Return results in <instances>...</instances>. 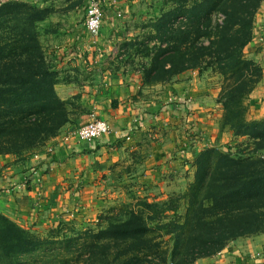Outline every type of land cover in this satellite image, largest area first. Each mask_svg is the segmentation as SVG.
Returning a JSON list of instances; mask_svg holds the SVG:
<instances>
[{
  "label": "trees",
  "instance_id": "1",
  "mask_svg": "<svg viewBox=\"0 0 264 264\" xmlns=\"http://www.w3.org/2000/svg\"><path fill=\"white\" fill-rule=\"evenodd\" d=\"M14 1L0 2V154L34 149L39 137L41 142L53 136L67 122L64 104L53 89L55 73L36 40L40 12ZM261 1L180 2L154 27L152 40L158 43L145 51L150 65L142 66L144 84L167 81L209 57L208 63H220L236 79L225 93L230 102L226 124L238 135L264 141V118L248 120L243 106L250 90L244 74L254 65L243 60L242 48L250 41ZM181 18L183 27L174 29V21ZM9 138L11 146L6 144ZM249 157L203 148L191 160V218L184 225V238L176 234L170 258L155 242V231L166 225L150 228L141 211H126L124 220H109L105 228L95 234L86 231L83 238H39L0 213V264H193L211 257L230 240L264 232V156Z\"/></svg>",
  "mask_w": 264,
  "mask_h": 264
},
{
  "label": "rangeland",
  "instance_id": "2",
  "mask_svg": "<svg viewBox=\"0 0 264 264\" xmlns=\"http://www.w3.org/2000/svg\"><path fill=\"white\" fill-rule=\"evenodd\" d=\"M3 1L4 0H0V2ZM88 1L89 0L14 1V4H26L30 7L36 8L40 12L38 19L36 18L35 21L37 34L36 40L42 51L45 63L48 65H50L51 59H49L48 56L51 50L53 51L54 48L58 47L61 43L66 42L67 32L74 21L75 16L79 17L81 14H84L85 19V9ZM103 1L105 0H98L101 7L103 6ZM120 1L125 4L128 17L121 25L123 34L118 39L119 47L114 55L110 52L104 54L99 52L95 54H85L82 58L84 60L87 58L93 60L92 66L84 65L83 68H77L81 70L79 73L80 82L74 81V84L72 85L66 83L65 79L60 83L56 71L50 65L57 80L53 89L58 100L64 104L63 110L67 118V122L62 127L68 126V128L64 130L61 127L53 136H48L41 142H39V137L37 139L38 144L36 142L37 147L34 149L23 150L17 153H2L0 154V161L2 162L3 160V162H6L5 165L9 166L14 172H19L18 170H15V167L17 166H21L24 171H28L35 165L34 163L32 166L28 167L31 161L35 160L34 156H43L46 151L51 148L50 145L53 144L56 139L61 140L65 136L73 135L81 125L97 119L95 115V105H103V102L107 98H110L111 95L115 96V94H122L121 92H124V94L131 93L128 89L129 84L134 78H136V76H139L140 78L139 83L141 88L146 89L155 84H165L172 81L175 77L178 78L180 74L184 73L187 89H191L192 83V87L194 86L193 88L196 89V92L202 93V97H199L197 101L193 102V104L196 105V109L192 108L191 115L183 114L182 112L174 113V115H178L177 122L180 123L179 126L183 131L182 135L186 139L182 144L178 142V145L173 148L171 159L177 161L176 157H179V160H183L182 162H176V165L178 164L181 168L173 169L170 171L171 173L168 171L158 173L156 179H152L148 182L138 180L133 182L131 181L133 178L120 179L122 185L117 189V193L109 195L107 198H105V196L96 195L99 200L104 198L107 203H104L100 210H96L95 208L92 209L94 211L91 213L86 211L79 201V197L82 196L79 190L80 188L75 189V191H69L71 195L73 192L76 200L74 199V201L71 202L67 211H60L56 215L54 220L56 223L52 227H44V229L39 228L40 226H36L34 223H31V225L28 223L20 225L6 214L2 212L0 213L24 231L39 238H47L49 236H57L60 238H83L82 234L86 231L95 234L99 230L105 228L108 223L107 221L109 220H124L127 215L126 211H133L134 213L141 211L145 218V222L150 228H154L156 225H166V229L155 231L157 234L155 235V237L157 236L155 242L158 241L161 243L162 250H165L167 253L166 256L170 258L172 251H174V238H176V234L179 235V240L184 238V225L187 220L191 218V213L188 212V204L190 200L188 199V188L193 183L195 163L193 164L190 160L196 158L199 151L203 148H214L222 152L228 149V152L233 153L235 156L240 155L244 158L250 156L249 158L255 160L261 158L262 155L264 156V141L251 138L247 135H238L229 124H226V108L228 109L230 102H226L225 93L233 88L236 79L232 77L231 71H227L226 68L224 69L220 67V63H208V60L210 59L209 57H204V62L201 61L202 63H196V65L178 73L179 75H173L167 81L155 84H144L142 66L148 67V65H150V57L146 55L145 51L150 50L158 43L157 39L154 41L152 40L153 37L156 36L155 25L159 21L163 22L165 20V18H163L165 13L170 12L173 8L179 6L180 2L184 1L187 4L192 0ZM263 13L264 0L260 2L254 16L250 41H252L254 31L258 29L259 25L261 27L264 25L263 21H260L258 25H256L259 16ZM184 21L185 20L182 18L178 19L174 21L172 27L174 29L180 26L183 27L182 23L184 24ZM248 43L242 48L243 60L252 63L254 66L253 68H246L247 72L244 74L245 79L248 82L247 86L250 90L248 94L244 96L243 106L246 108L245 116L248 120H259L264 118V115L260 117L252 115L249 112V109L251 108L249 104L253 99V92L256 90L258 83L261 80L262 73L256 63L252 61L245 52ZM151 50H153V48ZM204 53L207 54V52ZM90 71H93L95 76L91 78V80H87L86 76L94 75L87 73ZM243 72H245V70H243ZM58 83L63 86V94L61 91L58 90V92L55 90ZM234 86H236V84ZM136 94L139 95L140 93ZM89 98L92 101L91 105L87 102ZM120 100L110 98L109 105L114 107ZM125 100L126 99L124 98L123 101ZM198 114L200 115L198 116ZM155 116L159 119L158 115ZM186 120L188 123H186ZM128 124L126 132L129 128H134L136 130L135 121H133L132 124L131 122ZM192 131L195 135L192 134ZM72 140L73 139L68 142L76 143V141ZM6 141H8L6 142V144L8 143L7 146H11L9 144L12 142V138L7 139ZM124 141L129 142L130 140ZM183 146L197 150L193 153L191 151L186 152ZM78 147L82 150L80 146ZM42 152H44V154H41ZM43 159L46 165L42 166V169L44 170L48 168V170H50L52 165L47 163L45 157H43ZM120 169H123V164L120 166ZM6 170L8 169H6L5 166L0 167V172H5ZM95 170L99 171L98 167L95 168ZM129 170H131V166L123 171ZM44 172L45 171H43V173ZM89 172L96 173L87 168L85 176L88 175ZM9 175L11 176L10 178H13L16 174L11 171L8 175L4 174L3 178L0 177V180L4 179L6 183H8V187H10H7L8 189H5L1 193L4 192L9 195L21 196L31 187L30 185L25 189H21L18 186L20 181L17 184L9 183ZM100 179L102 182L104 181V178L100 177ZM67 181V178L64 179V186L67 184ZM94 181L95 179L93 182ZM40 182L41 181H39V184ZM37 186L33 185V187ZM59 222H61V224L56 226ZM235 239L230 240L226 245ZM176 259L177 255L175 252L172 260L175 262Z\"/></svg>",
  "mask_w": 264,
  "mask_h": 264
},
{
  "label": "crops",
  "instance_id": "3",
  "mask_svg": "<svg viewBox=\"0 0 264 264\" xmlns=\"http://www.w3.org/2000/svg\"><path fill=\"white\" fill-rule=\"evenodd\" d=\"M125 8V4L120 0L103 1L101 27L95 37L89 36L84 30V14L75 16L67 32L66 42L51 50L48 56L60 83L63 79L69 85L74 84V81L80 82L81 70L77 68H83L84 65L92 66L93 61L89 58L84 60L82 57L85 54L110 52L114 55L117 52L118 39L123 34L121 25L128 17ZM260 21L264 22V13L259 16L256 25ZM262 26L259 25L254 31L253 39L245 49L249 58L256 63L262 73L249 104L251 106L249 112L256 117L264 115V25ZM87 73L94 74L93 71ZM184 75V73L180 74L172 81L155 84L146 89L141 88L140 78L136 76L128 88L134 94L121 92L122 94L111 95V99H122L114 107L109 105L110 98H107L103 105H95L96 118L106 121L111 130L99 142L98 149H89L91 152H86L81 150L75 142H63L62 139H56L50 145L52 149L50 159L54 165L50 167V170L42 172L40 184L36 185L37 187L31 186L32 188L27 189L21 196L1 193L0 212L20 225L34 223L44 229V227H52L55 224L56 215L60 211H67L71 202L76 200L73 192L71 195L69 191L80 188L82 196H78L79 201L84 209L91 213L94 211L92 209L100 210L104 203H107L104 198L99 200L96 195L107 198L117 193V189L122 185L120 179L133 178L131 179L133 182L137 180L148 182L156 179L158 173L165 171L171 173L173 169H180L181 166L176 165V162L183 160L176 157L177 161H173L171 156L177 143L182 144L186 138L182 135L180 123L177 122L178 115H164L163 106L166 96L170 93L189 99L190 105H194L193 102L202 97V93L196 92L192 83L191 89H187ZM94 76L95 74L86 77L87 80H91ZM60 83L55 90L62 92L63 86ZM124 98L125 101H123ZM87 102L92 104L90 98ZM155 115H158L159 119ZM133 121L136 122V130L132 133L130 141L125 142L123 135L126 133V127ZM66 128L68 126L62 127L64 130ZM43 157L44 155L40 162H44ZM5 163L3 160L0 161V167L5 166L8 169L0 172V177L3 178L4 174L8 175L12 171L16 175L13 178L9 175V183L17 184L26 170L17 166L15 170L19 172H14ZM34 163L36 161L32 160L28 167ZM122 164L123 169H120ZM130 166L131 170L123 171ZM97 167L99 171L95 170ZM87 168L96 173L89 172L85 176ZM100 177L104 178L103 182ZM66 178L68 181L64 186L63 182ZM8 186L4 179L0 180V188L5 190L10 188ZM193 264H264V232L237 238L215 255L199 258Z\"/></svg>",
  "mask_w": 264,
  "mask_h": 264
},
{
  "label": "built area",
  "instance_id": "4",
  "mask_svg": "<svg viewBox=\"0 0 264 264\" xmlns=\"http://www.w3.org/2000/svg\"><path fill=\"white\" fill-rule=\"evenodd\" d=\"M102 12L103 10L98 0L88 1L85 9V19L83 26L85 32L91 37H95L99 33L101 27ZM192 108L195 109L196 107L194 105H190L189 99L177 95H169L166 96L164 100L163 113L164 115H166L174 114L175 112H182L183 114L191 115ZM186 123H188L187 120ZM110 131L111 130L107 122L101 119H94L77 128L73 135L71 134L62 138V141L68 142L69 140L73 139L74 141H76V144H78L82 148V150H92L99 146V142ZM134 131V128H129L128 131L123 135V139L129 141ZM192 134L195 135L193 131ZM183 147L185 148L186 152H193L197 150L190 149V147ZM51 152L52 149L49 148L44 154V157L47 159V163L53 166L54 162L50 159ZM41 157L42 156L37 155L34 156L36 163L21 177L20 183L18 185L21 189H25L30 185H38L39 181H41V176L43 174L42 172L48 170V168L44 170L42 169V166L46 164L44 162H40ZM2 191H4L3 188H0V193Z\"/></svg>",
  "mask_w": 264,
  "mask_h": 264
}]
</instances>
